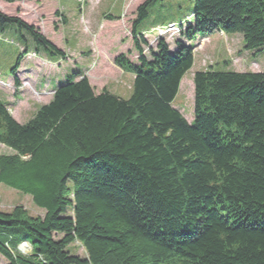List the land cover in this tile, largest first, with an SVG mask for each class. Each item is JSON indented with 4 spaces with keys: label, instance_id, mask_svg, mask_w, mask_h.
<instances>
[{
    "label": "trees",
    "instance_id": "obj_1",
    "mask_svg": "<svg viewBox=\"0 0 264 264\" xmlns=\"http://www.w3.org/2000/svg\"><path fill=\"white\" fill-rule=\"evenodd\" d=\"M154 1L132 23L139 63L114 59L133 70L129 98L96 93L77 72L25 123L0 100V144L11 150L0 152V187L44 211L0 209L6 264H264V72L196 71L188 121L173 102L195 47L159 38L144 54L138 27ZM193 15L192 25L157 27L174 24L188 40L239 33L246 50L264 46V0H194ZM8 23L64 56L35 26L0 11V27ZM75 242L85 256L72 253Z\"/></svg>",
    "mask_w": 264,
    "mask_h": 264
},
{
    "label": "rangeland",
    "instance_id": "obj_2",
    "mask_svg": "<svg viewBox=\"0 0 264 264\" xmlns=\"http://www.w3.org/2000/svg\"><path fill=\"white\" fill-rule=\"evenodd\" d=\"M145 0H0V11L20 17L64 52V56L48 55L43 45L33 41L27 31H19L17 25L8 23L0 27V100L7 102L12 115L20 123L29 121L41 105L50 101L53 90L84 73L96 93L106 88L129 98L132 92L133 70L117 66L114 59L125 53L133 63H139V51L132 36V23L136 9ZM194 0H155L149 7L148 16L138 29L144 34V54L150 58V48L156 49L163 38L171 49L178 40L193 47V67L183 77L180 90L173 105L180 109L188 121L194 118V84L196 71L215 69L219 71L264 72V46L257 51L244 48L243 36L239 33L192 32L188 40L184 32L176 28H161L171 22L180 25L194 23ZM156 27V28H155ZM199 44V45H198ZM198 45V46H197ZM29 50L17 72L11 69L21 52ZM79 78V74L77 75ZM18 78L19 86L15 79ZM1 153L11 150L0 144ZM16 205L24 206L33 215L44 214L29 195L10 187H0V209L11 210ZM21 251L31 252V247ZM71 251L85 256L82 245L75 242ZM7 259L0 256V264Z\"/></svg>",
    "mask_w": 264,
    "mask_h": 264
},
{
    "label": "built area",
    "instance_id": "obj_3",
    "mask_svg": "<svg viewBox=\"0 0 264 264\" xmlns=\"http://www.w3.org/2000/svg\"><path fill=\"white\" fill-rule=\"evenodd\" d=\"M161 28H165V27H161ZM168 28H173V29H175L176 27H175L174 24H170V25H168Z\"/></svg>",
    "mask_w": 264,
    "mask_h": 264
},
{
    "label": "bare ground",
    "instance_id": "obj_4",
    "mask_svg": "<svg viewBox=\"0 0 264 264\" xmlns=\"http://www.w3.org/2000/svg\"><path fill=\"white\" fill-rule=\"evenodd\" d=\"M21 247H22L23 249H25V248L28 247V245H27V244H23V245H21Z\"/></svg>",
    "mask_w": 264,
    "mask_h": 264
},
{
    "label": "water",
    "instance_id": "obj_5",
    "mask_svg": "<svg viewBox=\"0 0 264 264\" xmlns=\"http://www.w3.org/2000/svg\"><path fill=\"white\" fill-rule=\"evenodd\" d=\"M23 244H26V243H23ZM20 250H21V246H20Z\"/></svg>",
    "mask_w": 264,
    "mask_h": 264
}]
</instances>
